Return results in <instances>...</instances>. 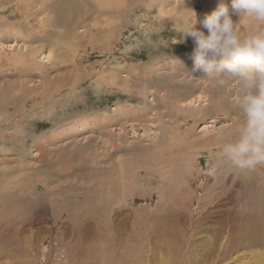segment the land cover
Returning a JSON list of instances; mask_svg holds the SVG:
<instances>
[{
	"label": "rangeland",
	"instance_id": "1",
	"mask_svg": "<svg viewBox=\"0 0 264 264\" xmlns=\"http://www.w3.org/2000/svg\"><path fill=\"white\" fill-rule=\"evenodd\" d=\"M76 1L35 6L31 42L19 10L0 13V264H264V166L218 157L242 119L235 81L191 77L193 42L174 43L188 8L219 0ZM16 216L34 224L9 230Z\"/></svg>",
	"mask_w": 264,
	"mask_h": 264
},
{
	"label": "clouds",
	"instance_id": "2",
	"mask_svg": "<svg viewBox=\"0 0 264 264\" xmlns=\"http://www.w3.org/2000/svg\"><path fill=\"white\" fill-rule=\"evenodd\" d=\"M188 9L181 38L174 42H193L188 75L196 78L200 72L213 87L236 84L233 105L242 119L221 142L218 157L241 171H254L264 166V0H219L200 20Z\"/></svg>",
	"mask_w": 264,
	"mask_h": 264
},
{
	"label": "bare ground",
	"instance_id": "3",
	"mask_svg": "<svg viewBox=\"0 0 264 264\" xmlns=\"http://www.w3.org/2000/svg\"><path fill=\"white\" fill-rule=\"evenodd\" d=\"M10 0H0V2H3L1 5H0V13H1V16H4L5 14H10L9 16L10 17H15V16H17L18 15V10L20 11V13H19V19L21 20V22H20V26L22 27V29H28V31H27V33H26V35H29L28 37H27V39L28 40H26V42L27 41H29V42H31V41H36V40H38V36H37V34H34V33H36V32H31V31H33V29L32 28H34V24L32 23V20H35V16H36V12H39L40 13V10H38V8H41V9H43V11H45V7L46 6H48L49 4H50V0H21V2H22V4L21 3H17V5L16 6H14V5H12V4H10V3H8ZM59 1V0H58ZM83 1V0H82ZM89 2L91 1V3L92 4H94V6L96 7L95 9H93L92 11H94V12H97V13H102L103 11H104V9H105V7H108L107 5H106V3L105 2H103L102 3V1H104V0H88ZM112 2V1H111ZM65 3L69 6H73L72 8L73 9H75L76 7H77V1L76 0H65ZM110 3V2H109ZM112 3H114V2H112ZM7 4H9V5H7ZM60 4H61V1H60ZM92 4H89V5H86V4H84L86 7H87V10H85V12L83 11V10H81L80 8V10H78V9H76V11H68V12H66L65 13V15H66V18H61L62 16H63V14H61V16H60V19H59V22H61L62 23V25L63 26H66L65 24L66 23H68V22H70V21H74L75 20V18L77 17V16H79V15H82V16H84V17H86L89 13H90V11H89V7H90V5H92ZM24 6V8H23V6ZM38 5H41V6H39L37 9H34L35 8V6H38ZM7 7V9L5 10V8ZM15 7V9H11V8H14ZM57 6H56V4L55 3H53L52 4V8H53V10H55V12H57V9L58 8H56ZM83 7V6H82ZM71 8V7H70ZM85 8V7H84ZM110 8H112V6L110 7ZM33 9V10H32ZM119 10V9H118ZM7 11L9 12V13H7ZM34 11V12H33ZM12 13V14H11ZM57 16H59V15H57ZM6 17H8V16H6ZM55 20L58 22V19H56L55 18ZM2 21H0V23H1ZM2 24V23H1ZM0 26H2V25H0ZM25 26H26V28H25ZM21 27H19L18 25L16 26V30H15V35L19 38V39H21V40H24V38H26L24 35H22L23 33H22V30H20L21 29ZM67 28V27H66ZM69 28V27H68ZM35 29H36V27H35ZM67 32H69L70 33V30L69 29H67ZM38 33V32H37ZM17 37H15V39L17 38ZM74 37V36H73ZM35 39V40H34ZM63 39V38H62ZM24 40V41H25ZM57 42V41H56ZM61 43H62V41H60ZM58 43V42H57ZM25 44V43H24ZM61 45V44H60ZM35 49V48H34ZM37 49V48H36ZM39 49V48H38ZM41 49H42V47H41ZM31 50V49H30ZM110 50V49H109ZM19 52L18 53H16L15 54V56L12 58V60L13 61H15V62H25V60H26V57L28 56V53H26V50H24L23 48H20L19 50H18ZM25 51V52H24ZM39 51V50H38ZM37 51H32L31 50V52H29V55H31V56H33L35 53H36ZM37 53H39V52H37ZM50 53H51V51H49L47 54H43L44 56H43V58H48L49 56H50ZM38 56V55H37ZM30 57V56H29ZM34 57V56H33ZM11 58H8V60H11ZM33 59V58H32ZM30 60H31V58H30ZM32 61H34V60H32ZM37 61V60H36ZM10 62H12V61H10ZM13 63V62H12ZM192 63V62H191ZM38 64V63H37ZM14 65H16V64H14ZM40 65H42V64H40ZM24 66V65H23ZM28 67V66H27ZM26 67V68H27ZM41 67V66H40ZM23 69V68H22ZM5 70V69H4ZM20 70V69H19ZM182 70V69H181ZM49 72V71H48ZM15 73V72H14ZM19 73V72H18ZM21 73V72H20ZM19 73V74H20ZM23 73V72H22ZM119 73V72H118ZM46 75V74H45ZM107 75V74H106ZM101 77V76H100ZM99 77H97V79H98ZM101 79V78H100ZM176 79V78H175ZM23 85V84H22ZM101 85V84H100ZM145 85V84H144ZM102 86V85H101ZM43 89V88H42ZM163 89V88H162ZM36 91V90H35ZM157 93V92H156ZM45 94V93H44ZM201 94V93H200ZM48 95V94H47ZM204 95V94H203ZM216 95L218 96L219 94H218V92H216ZM27 96V95H26ZM44 96V98L45 97H47V96H45V95H43ZM43 96H41L42 98H43ZM51 96V95H50ZM201 95H199V97H200ZM220 96V95H219ZM23 97V96H22ZM52 97V96H51ZM221 97H222V95H221ZM42 98L40 99V100H42ZM43 98V99H44ZM169 98V97H168ZM51 99V98H50ZM193 101V100H192ZM184 102V101H183ZM194 102V101H193ZM38 103V102H37ZM218 103V102H217ZM194 104V103H193ZM216 106H220L219 104H217ZM19 108V107H18ZM23 108V107H22ZM144 108V107H143ZM20 109V108H19ZM25 109V108H24ZM31 109V108H30ZM18 110V109H17ZM21 110V109H20ZM27 110V109H26ZM195 110V109H194ZM19 112V111H18ZM17 113V112H16ZM204 113V112H203ZM21 114V113H20ZM201 114V113H200ZM199 114V115H200ZM17 117V116H16ZM6 118V117H5ZM21 120V119H20ZM26 122V121H25ZM24 128V127H23ZM118 165V164H117ZM210 166H211V164H210ZM212 167V166H211ZM226 170H227V167H226ZM116 171V170H115ZM127 171V170H126ZM112 180V179H111ZM14 186V185H13ZM12 186V187H13ZM49 189V188H48ZM222 189V188H221ZM224 189V188H223ZM110 190H112V189H110ZM115 190H117V189H115ZM114 190V191H115ZM228 190V189H227ZM50 191V190H49ZM264 191V190H263ZM113 192V191H112ZM117 193V192H116ZM214 193V192H213ZM226 193V192H225ZM225 197V196H224ZM221 199V198H220ZM47 210V209H46ZM157 212V211H156ZM208 212V211H207ZM214 212L213 211H210V213H208V215L209 214H213ZM12 216V215H11ZM154 217V216H153ZM235 218H237V215H235L234 216ZM13 218V219H12ZM11 219H9V221L8 222H6L5 223V225L4 226H8L7 224H9V225H11L12 226V228H10L9 230H13L14 232H18L19 231V229H22V227H25V225L28 223H30V226H32L33 224H34V222H32V219H30V220H28V221H25V219H23L22 217H19V216H16V218H14V217H12ZM30 218V217H29ZM23 219V220H22ZM230 220V216H229V214L222 220V221H220V228H219V230L217 229V231L216 230H212V235L213 236H217V235H222V237L223 238H225L227 241V243L225 244V249H224V247L221 245V252L220 253H222V254H225V253H228L227 252V249L228 248H231L232 246H234L238 241H236L237 239H236V237H233L232 236V234H231V236H230V233H227L226 232V230H225V227H222V226H224V224H225V222H227V220ZM26 220H27V218H26ZM152 220V219H151ZM192 220V219H191ZM228 220V221H229ZM150 222V221H149ZM197 222V221H196ZM234 222L235 221H233V223L231 224V225H229V230L231 229V228H233V226H234ZM153 223V222H152ZM194 223V222H193ZM139 224H140V222H139ZM196 224V223H195ZM194 226V225H193ZM228 228V227H227ZM239 228V227H238ZM6 229V228H5ZM5 229H4V231H5ZM3 230V229H2ZM30 230V229H29ZM176 230V229H175ZM235 230V229H234ZM143 231H144V229H143ZM244 231V230H243ZM174 232V231H173ZM216 232H217V234H216ZM140 233V232H139ZM32 235V234H31ZM140 235V234H139ZM17 236V235H16ZM191 236V235H190ZM189 236V237H190ZM192 237V236H191ZM237 238L239 239V237L237 236ZM17 239V238H16ZM18 239H20V238H18ZM239 240H241V237H240V239ZM217 241V240H216ZM242 241H243V239H242ZM262 242V241H261ZM225 243V242H224ZM239 243L242 245V244H244L245 242L243 241V242H241V241H239ZM239 244V245H240ZM173 245V244H172ZM39 246V245H38ZM175 248V247H174ZM34 249V248H33ZM180 249V248H179ZM130 251V250H129ZM185 251V250H184ZM116 252V251H115ZM173 252V251H172ZM133 253V252H132ZM131 253V254H132ZM183 253V252H182ZM56 254V253H55ZM128 254V253H127ZM34 255V254H33ZM124 255V254H123ZM106 261V260H105ZM108 261V260H107ZM115 262V261H114ZM144 262H145V260H144ZM115 263H118V261H116ZM136 264V263H135Z\"/></svg>",
	"mask_w": 264,
	"mask_h": 264
}]
</instances>
